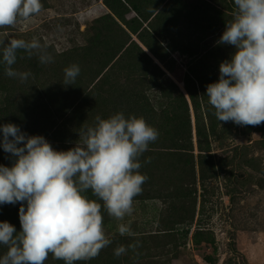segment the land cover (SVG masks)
I'll return each mask as SVG.
<instances>
[{
  "label": "rangeland",
  "instance_id": "rangeland-1",
  "mask_svg": "<svg viewBox=\"0 0 264 264\" xmlns=\"http://www.w3.org/2000/svg\"><path fill=\"white\" fill-rule=\"evenodd\" d=\"M41 2L39 15L0 34L37 37L54 62L42 65L18 52L14 67L33 73L24 83L0 64V125L42 135L56 150L74 147L97 115L118 111L143 117L160 133L140 158L148 180L133 213L117 221L102 210L112 243L76 264H264V123L219 121L206 96L234 51L217 43L234 17V0ZM72 64L80 74L64 85ZM191 98L200 104V138ZM12 162L0 147V164ZM20 206L0 205V222L18 232ZM129 222L134 235L121 236L118 225ZM137 242L135 251L114 256L117 246ZM5 251L0 246V255ZM45 264L64 262L50 254Z\"/></svg>",
  "mask_w": 264,
  "mask_h": 264
},
{
  "label": "clouds",
  "instance_id": "clouds-1",
  "mask_svg": "<svg viewBox=\"0 0 264 264\" xmlns=\"http://www.w3.org/2000/svg\"><path fill=\"white\" fill-rule=\"evenodd\" d=\"M234 5V17L217 41L234 51L220 63L219 79L206 86V96L219 121L259 126L264 123V0H234ZM42 9L41 0H0V29ZM7 35L0 34V64L7 77L21 83L33 77L14 67L20 51L42 65L54 62L37 37L9 40ZM79 74L77 64L66 67L63 84L73 85ZM0 133V147L13 158L11 166L0 164V205H21L19 232L0 222V246L6 248L0 264H45L50 254L64 264L96 258L112 243L103 211L117 221L133 213L134 198L148 180L140 172V158L160 135L143 117L120 111L97 115L68 150H56L42 135H28L13 123L0 125ZM118 233L133 236L130 222L120 223ZM138 244H121L113 254L119 258Z\"/></svg>",
  "mask_w": 264,
  "mask_h": 264
},
{
  "label": "trees",
  "instance_id": "trees-1",
  "mask_svg": "<svg viewBox=\"0 0 264 264\" xmlns=\"http://www.w3.org/2000/svg\"><path fill=\"white\" fill-rule=\"evenodd\" d=\"M191 100V105H192V110H193V115H194V118H195V130H196V136L198 137V138H200L201 137V135H202V133H201V129H202V127L201 126H204V123H202L201 121H200V118H199V115H198V110H197V108L198 107H200V104H199V102H194L193 100H192V98L190 99ZM201 124V125H200ZM200 133H201V135H200ZM200 179H204L203 178V176H200Z\"/></svg>",
  "mask_w": 264,
  "mask_h": 264
}]
</instances>
